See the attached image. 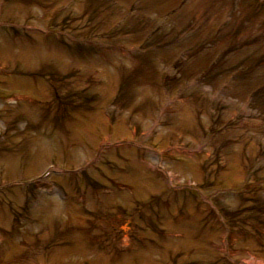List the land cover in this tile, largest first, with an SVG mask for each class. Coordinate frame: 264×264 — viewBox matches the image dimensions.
<instances>
[{
    "label": "rangeland",
    "instance_id": "1",
    "mask_svg": "<svg viewBox=\"0 0 264 264\" xmlns=\"http://www.w3.org/2000/svg\"><path fill=\"white\" fill-rule=\"evenodd\" d=\"M258 263L264 0H0V264Z\"/></svg>",
    "mask_w": 264,
    "mask_h": 264
},
{
    "label": "bare ground",
    "instance_id": "2",
    "mask_svg": "<svg viewBox=\"0 0 264 264\" xmlns=\"http://www.w3.org/2000/svg\"><path fill=\"white\" fill-rule=\"evenodd\" d=\"M259 263H260V262H259ZM259 263H258V264H259Z\"/></svg>",
    "mask_w": 264,
    "mask_h": 264
}]
</instances>
